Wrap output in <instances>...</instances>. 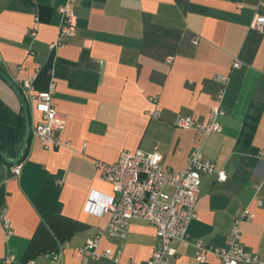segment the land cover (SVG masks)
I'll list each match as a JSON object with an SVG mask.
<instances>
[{
  "label": "crops",
  "instance_id": "0c3cea01",
  "mask_svg": "<svg viewBox=\"0 0 264 264\" xmlns=\"http://www.w3.org/2000/svg\"><path fill=\"white\" fill-rule=\"evenodd\" d=\"M65 1L0 0V67L21 89L28 78L38 90L55 84V105L67 116L62 138L70 142L43 147L34 133L42 114L29 100L32 134L20 175L0 154V213L10 221V232L0 224V264L8 255L14 264L149 259L157 244L153 224L133 219L121 241L105 233L109 214L86 205L99 208L113 194L96 161L155 145L174 171H184L192 149L201 147L226 174H203L199 218L188 225V244L172 241L177 254L169 264H220L211 252L199 262L196 244L227 247L245 209L254 213L240 224L245 249L264 264V31L255 27L264 0H75V34L51 47ZM217 74L230 76L222 130L204 136L179 127L182 116L208 120L221 88ZM25 134L21 101L0 76V147L9 158L18 156ZM100 234L99 249H121L120 263L80 253Z\"/></svg>",
  "mask_w": 264,
  "mask_h": 264
},
{
  "label": "built area",
  "instance_id": "2783aa9c",
  "mask_svg": "<svg viewBox=\"0 0 264 264\" xmlns=\"http://www.w3.org/2000/svg\"><path fill=\"white\" fill-rule=\"evenodd\" d=\"M75 0H66L60 7L62 22L59 28V38L51 47L64 46V38L75 34L76 16L74 13ZM255 27L264 31V18H258ZM31 34L36 36L37 32ZM195 36L193 42L199 41ZM171 61V59H168ZM241 65L240 60H235L234 67ZM215 79L221 84L216 96V104L213 106L209 118L205 122L195 119L193 116H182L177 125L181 128H194L208 136L212 132L222 130L220 117L224 115L222 102L226 88L230 81L229 75L217 74ZM21 87L29 105V100L34 107L41 112L42 118L36 125L34 133L39 137L45 149L60 148L70 145L69 141L63 140L62 133L67 124V116L58 111L55 105L54 83L46 90H38L34 85L33 78L22 81ZM154 102L157 100L152 98ZM152 116L158 118L160 110L155 109ZM164 155L158 145L152 150L137 149L135 151L123 150L115 162L96 161L99 175L102 180L109 183L113 188V194L102 202L99 208L91 206L90 200L86 210L109 214V221L105 233L112 238L125 241L129 234L133 219H143L156 228L157 244L149 259L144 262L129 260L125 264H169L172 257L176 256L177 250L172 245L173 240L189 243L188 225L193 219L199 218L197 202L200 194V185L203 174L217 173L220 180L226 179L224 169H218L215 162L204 157L201 147L192 149L189 155L188 166L184 171H174L163 165ZM23 164L13 165V172L18 176ZM97 192L92 191L90 199ZM261 205V200H257ZM254 213L245 209L240 217L234 219L229 235L227 247L214 248L204 242H197L201 250L198 254L199 262L207 259L209 252L213 253L220 264H261L258 256L248 253L243 243V235L240 224L245 218H253ZM0 224L10 232V221L7 216L0 213ZM104 234L88 240L79 249L80 253L94 259L111 258L116 263L121 262L122 250L106 248L100 250V242ZM12 255L6 256L2 264H14ZM30 264H36L34 262Z\"/></svg>",
  "mask_w": 264,
  "mask_h": 264
},
{
  "label": "water",
  "instance_id": "95a60500",
  "mask_svg": "<svg viewBox=\"0 0 264 264\" xmlns=\"http://www.w3.org/2000/svg\"><path fill=\"white\" fill-rule=\"evenodd\" d=\"M0 76L6 81V83L13 88V90L16 92L17 96L19 97L22 108L25 114L26 118V134H25V140H24V145L22 147V150L18 154L16 158H9L1 149L0 147V154L4 158V160L9 163V164H17L21 162L26 150L28 143L30 141V137L32 134V127H31V118H30V108L28 105V102L26 100V97L24 96V93L20 86L0 67Z\"/></svg>",
  "mask_w": 264,
  "mask_h": 264
}]
</instances>
